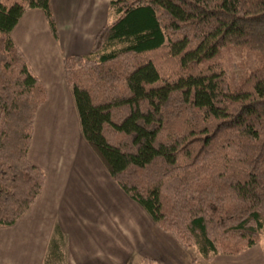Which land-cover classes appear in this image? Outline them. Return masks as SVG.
<instances>
[{
    "label": "trees",
    "instance_id": "trees-1",
    "mask_svg": "<svg viewBox=\"0 0 264 264\" xmlns=\"http://www.w3.org/2000/svg\"><path fill=\"white\" fill-rule=\"evenodd\" d=\"M30 9L57 38L50 0H0V227L45 184L29 150L46 91L11 38ZM109 10L90 53L64 62L83 139L154 224L205 264L255 247L264 231V0H110ZM228 46L262 58L236 89L215 60ZM63 240L55 228L54 261Z\"/></svg>",
    "mask_w": 264,
    "mask_h": 264
},
{
    "label": "crops",
    "instance_id": "crops-1",
    "mask_svg": "<svg viewBox=\"0 0 264 264\" xmlns=\"http://www.w3.org/2000/svg\"><path fill=\"white\" fill-rule=\"evenodd\" d=\"M57 28L51 34L39 9L27 10L11 32L46 100L38 109L29 160L45 173L35 204L12 226L0 227V264H167L183 249L111 179L83 139L71 90L64 79L68 57L86 56L110 20V0H50ZM60 262L47 261L54 229ZM252 249V250H251ZM212 264H263L253 248ZM230 260V261H225Z\"/></svg>",
    "mask_w": 264,
    "mask_h": 264
},
{
    "label": "rangeland",
    "instance_id": "rangeland-1",
    "mask_svg": "<svg viewBox=\"0 0 264 264\" xmlns=\"http://www.w3.org/2000/svg\"><path fill=\"white\" fill-rule=\"evenodd\" d=\"M113 20V16H110L109 23ZM215 60L221 61L225 73L230 81L232 89H236L240 83H242L249 75V73L256 68H258L262 62L261 55L258 52L248 50L242 47H225L220 50ZM183 257L178 252L172 250L167 255L166 260L167 264H205L204 260L200 255L197 254L195 249H184ZM51 250V248H50ZM252 250V249H251ZM257 251L259 257L264 258V231L261 234L260 242L253 249V252ZM50 252V251H49ZM51 252H53L51 250ZM51 252L48 255V259L53 260ZM51 254V255H50ZM230 257V256H225ZM222 260V255L216 257V259ZM230 261V260H225ZM51 264V263H45Z\"/></svg>",
    "mask_w": 264,
    "mask_h": 264
}]
</instances>
